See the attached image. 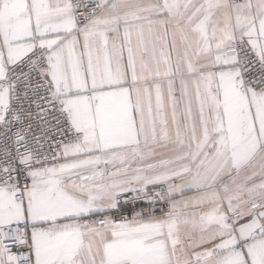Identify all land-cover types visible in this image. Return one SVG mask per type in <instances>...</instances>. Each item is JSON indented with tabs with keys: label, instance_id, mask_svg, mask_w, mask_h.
<instances>
[{
	"label": "snow or ice",
	"instance_id": "obj_1",
	"mask_svg": "<svg viewBox=\"0 0 264 264\" xmlns=\"http://www.w3.org/2000/svg\"><path fill=\"white\" fill-rule=\"evenodd\" d=\"M0 264H264V0H0Z\"/></svg>",
	"mask_w": 264,
	"mask_h": 264
}]
</instances>
